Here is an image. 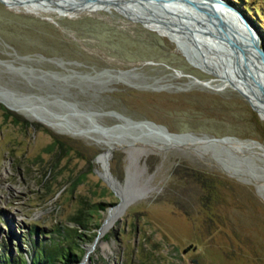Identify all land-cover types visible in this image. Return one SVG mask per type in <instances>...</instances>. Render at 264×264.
<instances>
[{"label": "rangeland", "instance_id": "1", "mask_svg": "<svg viewBox=\"0 0 264 264\" xmlns=\"http://www.w3.org/2000/svg\"><path fill=\"white\" fill-rule=\"evenodd\" d=\"M52 1L0 0V104L13 114L0 108V258L30 261L70 228L85 234L56 238L82 249L70 264H264V151L252 145L264 146V112L233 86L231 32L189 1H177L187 20L126 0L205 73L163 32ZM238 4L263 30L264 0Z\"/></svg>", "mask_w": 264, "mask_h": 264}, {"label": "bare ground", "instance_id": "2", "mask_svg": "<svg viewBox=\"0 0 264 264\" xmlns=\"http://www.w3.org/2000/svg\"><path fill=\"white\" fill-rule=\"evenodd\" d=\"M53 1H55L56 3L57 2L60 3L61 5H64L65 7L73 5V7H75V9L76 8H79V9H83V8L84 9L106 8V9H111L113 11H117L120 14H123V15L127 16L128 18L133 19L136 22H140V23L144 24L145 26H147V27H149V28H151L153 30H156L158 32H163L164 34H166L168 38H170L174 43L177 44V46L180 48V50L183 52V54L195 66L199 67L205 73H211V72L214 71V68L212 67V65L210 63H208L206 61H203V60H201V59H199L197 57H193V55L191 56L190 53L186 50V48L184 46V43L174 36V34L172 32L173 30L171 31V30L159 25L154 20L148 19L147 17H145L144 15L140 14L139 12L131 9V7H130L131 5H129V3L126 0H53ZM145 1L148 4L158 3V4H161V5H164V6H166V4H168V5H170L172 7V9H175L177 12L181 13L182 15H184V17L188 20V17L185 14V12L183 10H181L177 6V4L179 5V3L177 1H180V2L184 1L185 3H187L188 2L187 0H156V1L155 0H145ZM193 1L198 4L199 9L205 8V9L208 10V13L213 14V16H215L216 20H218V22H214V23L215 24L219 23L218 25H221L222 27H223V25H225L226 28L231 32V35L234 33L235 36L239 39V41L241 40L240 38L242 37L241 36L242 34L245 37V35H244L245 32H243L240 24L237 23V22H234V21L232 22L231 21L232 19L229 18L228 15L226 14V11L224 12V9L221 8V6H219L217 3H215L214 1L211 2L209 0H193ZM138 2H140V1L138 0ZM188 6H189V4H188ZM213 16L210 15V14L205 15L204 21L207 22V26H208L209 23L213 22L214 19H211V17H213ZM211 27H209V29L212 30ZM211 34L216 35L217 34V30H215V29L212 30ZM246 43H247V39H246ZM218 49H220V47ZM229 50L231 52H234V49H232V50L229 49ZM249 50H250V52L247 51L248 55L249 54L253 55L254 53H251V51H252L251 46L249 47ZM228 52H226L224 49H221V52H219L220 53L219 55L222 58L226 59V61L229 64L230 61H229V59H228L229 57L227 55ZM242 52L243 51H241V49H240V56L238 58H234L233 59L234 63H235L236 75H237V73L240 74V75H237V76H239V81L236 84H234L233 86L237 90L245 92V93H248L249 95H251V98L249 97L250 101L253 102L252 103L253 106L255 107L257 112L260 114L259 107L256 104L255 100L257 102H259V104L261 105V107L263 109V112H264V86H262V83L264 81V68L260 64L259 60H257V62L253 60L254 63L256 64L254 66H256V67L252 68L253 65L250 63L252 61L249 58H246L248 61H250L249 62L250 66L249 65L247 66L242 60L244 58V56H243L244 53L242 54ZM241 56H242V58H241ZM256 70L258 71L257 73L255 72ZM258 74L261 75V77ZM253 78H255V79H253ZM249 82H251L253 85H250ZM1 96H0V101H4V99ZM7 104H9V103H7ZM226 140L227 139H225L224 141L226 142ZM230 141H232V140H230ZM232 142H234L235 146H237V147L242 146L243 144H246L244 142L243 143H241V142L240 143H236L235 141H232ZM252 145H255V147L260 149L261 151H264V146H262V145H260L258 143H252ZM127 201H128V198H126V196H125L123 202L110 215V217L108 219V223H110L112 220H114V218L119 213V211L127 204Z\"/></svg>", "mask_w": 264, "mask_h": 264}, {"label": "trees", "instance_id": "3", "mask_svg": "<svg viewBox=\"0 0 264 264\" xmlns=\"http://www.w3.org/2000/svg\"><path fill=\"white\" fill-rule=\"evenodd\" d=\"M239 0H227L228 3L231 5L235 6L239 11L248 19L250 24L254 26L256 31L259 33L262 29L261 24H257L254 22L252 17L249 14V9L246 6L240 7L238 4ZM245 1V0H244ZM260 38V45L263 47L262 44V36L260 33L258 34ZM0 108L4 111L6 116L8 117H13V114L9 112L5 107H3L0 104ZM27 124V122H25ZM54 148L59 146L60 142L57 139H54L52 142ZM193 177L195 181L201 184V187L205 189V192H215V185L211 177L201 175L199 172H193ZM211 195V194H209ZM80 215H76V218H79ZM84 229H86V225L82 224ZM96 227H99V224H95ZM36 231V229H34ZM33 230V231H34ZM73 231V232H72ZM59 238L62 240H67V238H71L73 240H80L82 237L85 236L84 233L77 232L76 230H72L69 228L64 229V228H58L57 231L55 232ZM56 238H51L49 244H41L40 246L36 244L35 246V254L31 256L30 261L26 258H20V261L13 260L9 254H6L0 258V264H70L72 262H77L81 259L82 257V249L78 248V250L75 249V247L79 246L78 244H75V247L71 248V245H65L62 241H55ZM21 257V256H20Z\"/></svg>", "mask_w": 264, "mask_h": 264}, {"label": "water", "instance_id": "4", "mask_svg": "<svg viewBox=\"0 0 264 264\" xmlns=\"http://www.w3.org/2000/svg\"><path fill=\"white\" fill-rule=\"evenodd\" d=\"M187 1H189V3L194 7V10L197 13L200 12L198 9L199 6L196 2H194L193 0H187ZM209 1H211V2L214 1L219 6H221V8L224 9V12L226 11V14L228 15V17L232 19L231 21L239 23L243 32H245V34H244L245 37L242 34L240 41L235 36V34L233 32H232L233 34L230 35V38H232V39L231 40H224V41H226V43H231L233 45H236V47L240 48L243 51L244 58L242 60L247 66L248 65L250 66V63H251L253 65V67H256V66H254V65H256L254 63V61L257 62V60H259L260 64L264 68V49L260 45V38L258 36L256 29L250 24L248 19L236 7H234L230 3L226 2L225 0H209ZM246 39H247V43H246ZM248 46L249 47L251 46V49H252L251 53H254L253 55L252 54L248 55L247 51L250 52ZM246 58H249L252 62L248 61ZM255 72L257 73L258 71L256 70ZM259 76L261 77V75H259ZM253 79H255V78H253Z\"/></svg>", "mask_w": 264, "mask_h": 264}]
</instances>
